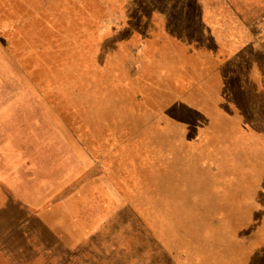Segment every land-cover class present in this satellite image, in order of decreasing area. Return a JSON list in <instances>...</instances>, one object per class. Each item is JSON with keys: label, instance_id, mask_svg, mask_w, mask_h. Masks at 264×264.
I'll list each match as a JSON object with an SVG mask.
<instances>
[{"label": "rangeland", "instance_id": "rangeland-1", "mask_svg": "<svg viewBox=\"0 0 264 264\" xmlns=\"http://www.w3.org/2000/svg\"><path fill=\"white\" fill-rule=\"evenodd\" d=\"M212 7L234 10L239 40L264 19V0H0V264H264L243 224L198 204L164 125V98L180 96L100 90L106 56L135 38L207 44ZM233 67L230 97L264 118L246 62Z\"/></svg>", "mask_w": 264, "mask_h": 264}, {"label": "crops", "instance_id": "crops-1", "mask_svg": "<svg viewBox=\"0 0 264 264\" xmlns=\"http://www.w3.org/2000/svg\"><path fill=\"white\" fill-rule=\"evenodd\" d=\"M209 11L207 18L203 20V13L200 19L207 44L182 39L165 28L160 34L163 41L152 46L135 38L134 50V31L121 24L115 37L126 31L133 49L128 55L106 56L111 65L105 78L101 73L100 90H152L155 95L180 96L174 101L164 98V125L177 128L181 163L187 182L194 184L198 204L226 221L243 224L244 235L237 238H243L250 254L264 256V118L253 113L249 119L230 97L238 93L228 83L235 71L224 70L227 64H234L235 70L237 62H246L254 89L243 93L264 94L258 89L264 86V62L242 55L255 50L264 57V19L244 25L239 40L231 7ZM189 94L198 97H183ZM252 110L259 108L254 105Z\"/></svg>", "mask_w": 264, "mask_h": 264}]
</instances>
